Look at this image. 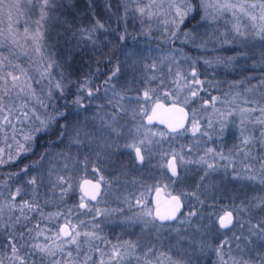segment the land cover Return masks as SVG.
Masks as SVG:
<instances>
[{
    "label": "snow or ice",
    "instance_id": "snow-or-ice-1",
    "mask_svg": "<svg viewBox=\"0 0 264 264\" xmlns=\"http://www.w3.org/2000/svg\"><path fill=\"white\" fill-rule=\"evenodd\" d=\"M85 3L91 22L73 27L56 12L63 7L78 16L75 0H0V25L7 20L0 27V169L17 166L0 180V264H264V0H117L116 11L111 0L104 3L116 23L125 25L117 36L121 43L129 35L131 14L142 26L146 20L163 24L165 43L183 37L202 49L209 43L214 49L227 46L233 54L203 62L259 70L257 83L244 89L247 96L232 93L242 82L212 95L219 81L202 79L199 58L180 49L153 59L124 45L122 59L104 53L94 69L73 78L49 51L64 33L50 34L46 22L65 26L69 42L75 41L72 49L95 50L100 34L115 29L97 18L95 0ZM33 8L38 18L30 28ZM197 13L213 23L230 14V27L217 28L197 44L181 29ZM142 34L151 36V23ZM156 122L167 130L149 127ZM230 124L238 136L225 151ZM53 135L51 143L66 146L40 148V141ZM189 135L194 139L180 143ZM165 140L178 147L169 143L164 150ZM214 140L220 144L210 145ZM153 157L160 182L132 178L138 194L122 199L129 209H139L123 222L139 224L140 236L108 239L99 218L124 209L99 204L114 184L128 182L131 167L151 164ZM38 167L42 170L33 175L30 169ZM109 167L116 171L111 179L103 174ZM89 169L95 183L75 179ZM193 173L192 187H181ZM217 179L237 183L230 194L216 195ZM172 185L175 190L167 191ZM77 189L78 203H67ZM161 191L168 197L163 208ZM49 206L55 210L45 211Z\"/></svg>",
    "mask_w": 264,
    "mask_h": 264
},
{
    "label": "trees",
    "instance_id": "trees-1",
    "mask_svg": "<svg viewBox=\"0 0 264 264\" xmlns=\"http://www.w3.org/2000/svg\"><path fill=\"white\" fill-rule=\"evenodd\" d=\"M104 3H105V0H95L96 16L102 22L109 24L111 27H112V25H114L115 30L118 33L119 30L122 29V25L119 26V24L116 23V17L115 16H112L111 13H109L107 10H106V12L109 14V16H111L110 20L109 19L106 20L103 16L97 14L99 11V7L104 6ZM111 3L113 4V11H116V9H114V8H115V5L117 4V0H111ZM86 9H87V5L85 3V0H75V12L79 13L78 16L74 15L73 13L65 12V9L63 7L59 8L57 10L56 15L59 16L61 20H67L69 23H71L73 25V27H75L77 24L86 25L85 20L87 19V17L92 19L90 16L84 14ZM30 15H31V19L29 20V27L32 28V27H34L33 21L38 18V9L33 8V10L30 12ZM5 20H6V18H5ZM23 23H21V24H23ZM46 24L50 28V34L55 35L56 32L64 33L63 38H61L58 42L54 41V49H50L49 51H53L54 53H59L61 55V57H59L61 65H63L64 68L66 67V69H67L66 72H70L72 74L73 78H76L77 76L81 75L82 73L94 69L96 59L102 57V54L109 53L115 57H119L122 59L123 58L122 57V51H123L124 45H126L128 49H129V47H132V43L129 42L128 39L125 40L123 43H121L117 39V36L113 35V31H109L108 33H104L103 35H100L101 43L99 44L97 49L93 50L92 48H84L82 50H75V49H72V44H74L75 41L69 42L68 38L70 37V33L65 31V26L62 23H59L55 20H49L46 22ZM5 25H6V23L4 24V26ZM212 25H214V24L210 23L209 21L208 22L204 21L203 19H201V15H199L197 13V14H195V18L189 17L185 21L184 25H182L181 29H182V31H189L193 35H195V34L201 35L203 33V30H206L207 27H210ZM127 28H129V26ZM210 36H212V34ZM201 40L202 39H200L199 41L196 40V43L199 44L201 42ZM113 45H118V46L113 47ZM182 46L188 47L189 48L188 52H192V53L194 52L196 54V55L192 56V58H199L197 67H198L200 73L202 74L201 75L202 79H205L207 81H219V88H212L211 89L212 95H222L223 92H226L229 90V84H232L233 82H242V83H239L238 88L232 89L233 94L235 92L239 91L242 94H244L245 96L250 95L249 93H246L244 91V89L246 86H250L251 84L257 83V80L259 78V70L248 69L247 71H244V70H241L239 67H237L234 70L233 69H226L227 71L224 72V68L222 66L217 65L218 67H217V69H215L216 68L215 65H213V67H208L203 62L205 58L214 59V57L217 55H225V54L231 55V54H233V51L231 49H229L227 46H225V48H220L217 46V47H215V49H214L212 43L208 44L207 49L199 48L196 45H194L193 43H190L187 45L183 44ZM70 49H72V50L70 51ZM78 53H80V54L86 53L87 55L84 54L86 57L81 58V60L80 59L75 60L76 58L71 59L72 57H74V55H76ZM30 55H34V54L30 52ZM200 56H202V57H200ZM23 59L24 60H22V62L26 61V57H24ZM237 64H239V61L237 62ZM90 65H91V67H90ZM67 66H72V67L74 66L73 68H75V70H71ZM246 76L255 77V78L252 79L251 81H246L245 80ZM56 78L58 79L57 76H56ZM45 83H47V82L46 81L42 82V85ZM201 95H204V93H201ZM61 103H62V101H61ZM217 106L222 107L219 103ZM222 110H223V107H222ZM232 119H234V118H229V120H232ZM149 127L159 128V129H162L163 131H166V129H164L163 127H160V126H157V127L156 126H149ZM236 136H238V132H237L235 126L230 124L229 125V132H228V134L226 136V140H225V145H226L225 149H224L225 151H227V149L232 146V143L234 142ZM54 139H55L54 135L51 138L45 137L44 139H42L40 141V148H44L45 146H48L52 151H60L66 146L65 144H53V143H51L50 141L54 140ZM236 142H238V141H236ZM217 143L220 144V141L219 140L213 141L214 145ZM35 158L36 157L33 156L31 158V160H35ZM125 159H126V157H125ZM31 160L23 159V163L29 164V163H31ZM155 163H156V157H153L151 164H149L146 161L145 165L142 167H139V168L130 166L131 170H130L128 180L131 181L132 178H135L137 181L144 182L148 185H156V180H157L156 176L158 177L161 170L152 166ZM16 167H17L16 165H10L4 169H0V179L3 180L5 178V174L7 173V171L15 170ZM151 167H153V168H151ZM39 169L40 168L38 167L35 169H30V171L32 172L33 175H35L37 173V171H39ZM81 173L83 174V171L77 172L78 175L76 174L75 178L78 179ZM104 173H106L107 178H109V179H111L113 176L116 175L115 169L111 168V167L106 168L104 170ZM88 177H92L91 179H94V180L97 179V176H88ZM216 182L219 184V188L214 193L216 195L230 194L232 188L237 183V182L230 181L228 179H224L222 181L217 179ZM192 183H193V181L191 183L187 184V188H185V189H190L193 185ZM135 185L139 188V184H135ZM45 190H47V189H44V191ZM134 192L138 194V192L136 190ZM132 193H130V194L127 193L125 195L130 196ZM80 195H81V193L79 192L78 189L73 191V193L69 194L67 203H69V204L78 203ZM148 204L151 205L150 196L148 197ZM186 206H187V202H186ZM54 210H55V208L52 206H49L48 208L45 209V211H54ZM173 223H175V222H173ZM2 243H3V239L0 238V244H2Z\"/></svg>",
    "mask_w": 264,
    "mask_h": 264
},
{
    "label": "rangeland",
    "instance_id": "rangeland-1",
    "mask_svg": "<svg viewBox=\"0 0 264 264\" xmlns=\"http://www.w3.org/2000/svg\"><path fill=\"white\" fill-rule=\"evenodd\" d=\"M233 2H235V0H233ZM114 9H116V8H114ZM64 11V10H63ZM97 14H99V15H101V16H103L106 20L107 19H111V16H109V14L106 12V9H105V7L104 6H102V7H99V11H98V13ZM199 15H201L200 13H198ZM25 19H26V17H22L21 18V23H23L24 21H25ZM108 20V21H109ZM226 20H231V16H230V14H225V16L223 17V18H221V19H219V20H217L215 23H213L212 21H210V20H204V21H206V22H210V23H212V24H214V25H212V26H210V27H207V29L206 30H203V33L201 34V35H199V34H195L194 36L196 37V40L197 41H199L200 39H205V38H208L217 28H219V30L220 31H223L226 27H230V24H226ZM6 22L5 23H7V20H5ZM28 22V25H29V20L27 21ZM91 22V19L89 18V17H87V19L85 20V24L87 25L88 23H90ZM149 23H151L152 24V34H151V36H145V35H143L142 34V30L143 29H145V27H146V25L147 24H149ZM208 24V23H207ZM120 25H122V29H120L119 30V32L118 33H120V32H122L123 30H124V28H125V25L123 24V23H120L119 24V26ZM4 25H0V27H3ZM129 26V28H127V31H128V33H129V35L127 36V38H126V40L128 39V41L129 42H131L132 43V47H129V50H136V51H143L144 53H145V57L146 58H148V57H151V58H153V59H158V58H160V57H162V56H166V55H168L169 53H171L172 52V50L173 49H180L181 51H182V53L183 54H185V55H187V56H190V57H192V56H194V55H196L194 52L192 53V52H188V47H184V46H182L183 44H190V43H192V42H190L189 41V43L188 42H185L184 43V38L183 37H180L179 39H176L173 43H171V44H169V43H165V39H166V34L165 33H163L162 31H161V29H163V27H164V25L163 24H159V23H157V22H155V20H153V21H145V25L144 26H142L141 24H140V22H139V19H132L131 18V14H130V18H129V20H128V22H127V25H126V27H128ZM182 27V26H181ZM112 29H115V26L114 25H112V27H111ZM118 33L116 32V30L115 31H113V35L114 36H118ZM104 33H101L100 35H103ZM218 34V33H217ZM107 35V34H106ZM179 35V34H178ZM178 41V42H177ZM177 42V43H176ZM170 48V49H169ZM187 48V49H186ZM85 55H87L86 53H84ZM84 54H80V53H78V54H76V55H74V57H72L71 59H74V58H76L75 60H78V59H80L81 60V58H85L86 56L84 55ZM200 55V54H199ZM54 57H55V59H57L59 62H60V58L59 57H61V55L59 54V53H54ZM200 57H202V56H200ZM24 57H20V60L22 61V60H24L23 59ZM204 58V57H203ZM27 57H26V61H27ZM71 64V63H70ZM63 66V65H62ZM67 67H69L71 70H75V68H73L72 66H67ZM216 67V68H215ZM215 69H217V65H215ZM63 68H64V66H63ZM65 69V71L67 70L66 69V67L64 68ZM227 70L224 68V72H226ZM57 72V69H53V73L55 74ZM57 77H58V79H59V76L57 75ZM46 84V83H45ZM244 95V94H243ZM218 105V104H217ZM218 107V106H217ZM157 127V126H156ZM162 130V129H161ZM192 139H194V137H191L190 135L189 136H186V137H184L181 141H180V143H188V142H190V140H192ZM169 143H171V145L173 146V147H178V144H177V142L176 141H168V140H165V141H162V144H163V148H164V150H167L168 149V146H169ZM209 144L210 145H214L213 144V141H210L209 142ZM219 143H217V144H215V145H218ZM202 154V153H201ZM44 167L46 168V165H44ZM197 166H195V165H190L189 166V168H196ZM40 170H42V169H39V171ZM103 174L106 176V178H107V175H106V173H104L103 172ZM78 175V174H77ZM88 176H96V174L95 173H93L92 171H91V169H89L88 171H86V172H84L83 171V174L81 173L80 174V176H79V178L78 179H76L77 181H79L81 178H83V179H87V178H89V179H91L92 177H88ZM5 179V178H4ZM156 184H158L159 182H160V180H161V175L159 174L158 175V177L156 176ZM196 179V174L195 173H193V174H190L189 175V177L187 178V180H186V182L185 183H183L182 185H181V187H183V188H187V184H189V183H191L192 181L194 182V180ZM0 180H2V179H0ZM124 181V180H123ZM165 183H167V181H165ZM193 184V183H192ZM116 185H121L122 186V189H126V190H128V194H130V193H135L134 191L136 190L137 192H138V190H139V188L135 185V184H133V183H131L129 180H128V182L126 183H118V184H116ZM177 186L176 185H172L167 191H173L175 188H176ZM111 190H113V189H111ZM111 190H109L108 191V195L107 196H105V198L103 197V200H104V202L103 203H100V205H102V204H105L106 202H107V199H108V197L109 196H112V195H114L113 194V192L111 191ZM45 191H47V190H45ZM167 191H165V194L167 195ZM124 195L125 194H120V196H122V197H120L121 199H123V197H124ZM152 195V194H151ZM151 195H150V197H151ZM116 196V195H115ZM114 196V197H115ZM126 196V195H125ZM139 209H137V211H138ZM128 215H126V217H127ZM129 216H132V215H129ZM128 216V217H129ZM110 217V216H109ZM107 218L106 220H105V218L104 217H100L99 219L100 220H103L104 221V223H107V224H113V225H115L116 223H120L121 222V225L123 224V227H126V225L124 224V219H122V220H119V218H117V219H114V218ZM174 224V223H173ZM110 225H108L109 227H110ZM118 225V224H117ZM116 225V226H117ZM128 225V224H127ZM137 226H139L140 228H141V226L139 225V224H137ZM127 227H130V226H127ZM112 228H114L113 226H112Z\"/></svg>",
    "mask_w": 264,
    "mask_h": 264
},
{
    "label": "flooded vegetation",
    "instance_id": "flooded-vegetation-1",
    "mask_svg": "<svg viewBox=\"0 0 264 264\" xmlns=\"http://www.w3.org/2000/svg\"><path fill=\"white\" fill-rule=\"evenodd\" d=\"M151 168H153V167H151ZM119 183H125V181L121 180ZM112 189L113 190H111V191L113 192L114 195L109 196L107 199V202L105 204H102V205L99 204V206L101 208H110L111 209V208H118L119 207V208L124 209L123 212L113 213L109 218H114V219L119 218V220H122V219H125L126 215H128V216L133 215V213H135L138 208L132 207L131 209H129L127 207V205L122 202V199H117V197H122V196H120V194L129 193L128 190L122 189L121 185H116V184L113 185ZM126 196H129V195H126ZM151 197H152V195H151ZM151 197H150V202H151ZM98 202H99V200L95 203H98ZM151 206H152V203H151ZM89 219H90V215H89ZM124 224L126 225V227H123V224L121 225V222L116 223L115 225L103 223L102 224L103 232L108 237V239H111L113 241H115V239L117 237H120L121 239H136L137 237L140 236L141 228L139 226H137V224L131 225L130 227H127L129 225H127L126 223H124ZM108 225H110V227ZM112 226L114 228H112Z\"/></svg>",
    "mask_w": 264,
    "mask_h": 264
},
{
    "label": "water",
    "instance_id": "water-1",
    "mask_svg": "<svg viewBox=\"0 0 264 264\" xmlns=\"http://www.w3.org/2000/svg\"><path fill=\"white\" fill-rule=\"evenodd\" d=\"M172 116L173 117H178V114H172ZM150 126H160V127H163L164 129H166V126L165 125L160 124L158 122H156V123H154L153 125H150ZM87 179H89V178H87ZM89 180H92L93 183L96 182V180H94V179H89ZM167 199H168V197L165 194V191H161V193H160V202H161V207L162 208L164 207V201L167 200ZM92 203H95V202H92ZM151 203H152V206H154L156 204V194H155V192H153V194H152Z\"/></svg>",
    "mask_w": 264,
    "mask_h": 264
}]
</instances>
